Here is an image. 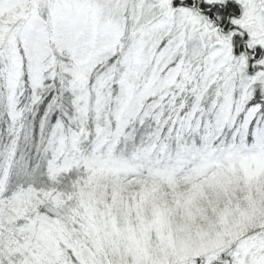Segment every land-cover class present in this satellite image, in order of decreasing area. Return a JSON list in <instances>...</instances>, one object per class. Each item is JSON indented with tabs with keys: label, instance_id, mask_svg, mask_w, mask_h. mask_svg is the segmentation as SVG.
Here are the masks:
<instances>
[{
	"label": "snow or ice",
	"instance_id": "6c2138e0",
	"mask_svg": "<svg viewBox=\"0 0 264 264\" xmlns=\"http://www.w3.org/2000/svg\"><path fill=\"white\" fill-rule=\"evenodd\" d=\"M0 264H264V0H0Z\"/></svg>",
	"mask_w": 264,
	"mask_h": 264
}]
</instances>
